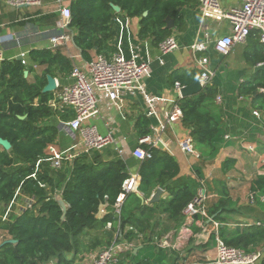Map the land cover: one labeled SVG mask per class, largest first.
I'll return each mask as SVG.
<instances>
[{
    "label": "trees",
    "instance_id": "obj_1",
    "mask_svg": "<svg viewBox=\"0 0 264 264\" xmlns=\"http://www.w3.org/2000/svg\"><path fill=\"white\" fill-rule=\"evenodd\" d=\"M196 1L73 0L69 27L75 32V45L85 59L91 60V50L107 53L110 41L116 37L112 22L119 13L113 4L118 5L125 15L140 18L141 37L153 36L160 44L173 35V29L167 27V18L173 19L175 27L183 30L185 19L180 9ZM29 57L30 64L45 67L33 80L25 76L26 66L19 60H4L0 65V136L12 144L10 150L0 145V231L4 232L0 242V264H46L52 258H57L58 264H65L66 254L78 250L79 237L95 228L100 205L108 201L114 207L123 182L129 176L128 167L119 156L103 161L100 151L80 155L60 169L53 168L48 160L37 166L41 158L50 157L46 150L59 134L55 124L45 121L53 116L49 102L55 98V92H43L48 82L47 75L70 74L74 65L59 49H34ZM246 58L256 66L264 62V52L257 48L254 54L247 53ZM200 73L197 69L182 70L175 73L174 79L182 85H189L197 80ZM216 94L217 87L213 84L198 95L180 99L182 124L190 130L195 147L204 159L215 158L223 144L222 122L213 113L209 102ZM239 94L252 96L253 105L264 110V70L254 72L243 82L239 86ZM68 116L70 114L64 118ZM139 125L144 136L151 133L148 118L142 117ZM140 146L150 151L152 157L141 162L139 190L148 197L157 186L167 188L170 198L154 209L161 207V212L170 220L184 221L183 210L196 196L201 180L176 178L180 166L174 156L151 143H140ZM231 162H225V169L230 168ZM196 171L202 178L200 170ZM260 181H264V177H259L256 183ZM50 190L60 191L68 207L65 216L58 198ZM26 198L33 200L32 207L20 208L19 213L10 212L5 216L11 203L20 199L25 202ZM141 203L139 195L127 194L120 216L117 213L115 216L107 215L102 223L105 225L111 221L116 227L120 222L119 236L130 240L142 232L146 233L150 228L148 220L144 215L139 218L133 213L134 209L144 212L150 208ZM224 205L226 200H219L209 209L210 215L217 213L215 218L220 219ZM129 225L137 229L127 230ZM219 235L227 245L252 251L250 246L255 247L264 241V227L252 226L234 231L220 227ZM138 256L139 252L135 254V264L143 263L145 259H137ZM166 259V255L160 254L154 263L166 264ZM177 260L174 258V264H178ZM258 264H264V256Z\"/></svg>",
    "mask_w": 264,
    "mask_h": 264
},
{
    "label": "crops",
    "instance_id": "obj_2",
    "mask_svg": "<svg viewBox=\"0 0 264 264\" xmlns=\"http://www.w3.org/2000/svg\"><path fill=\"white\" fill-rule=\"evenodd\" d=\"M72 1L63 0V3L71 6ZM221 2L225 8L242 4V0H221ZM59 7L58 0H44L42 6L21 8H12L6 4V0H0V49L5 60L20 61L21 53H27L30 59L29 54L34 49H59L73 62L74 66L82 67H85L88 62L100 54L109 57L114 52H120L126 57L136 56L139 60L150 63V73L144 79L146 90L150 95L163 99L156 104V113L163 118L165 113L172 109L177 98L175 84L179 81L174 79L175 73L182 70L197 69L201 71L196 58L204 57L208 67L214 72L211 85L214 84L217 87L216 96L209 101L210 107L213 113L214 109L216 110L217 118L221 120L224 130L223 144L217 156L204 159L196 147L197 156L183 151L179 146V141L189 136L190 130L183 126L182 121L168 126L163 132L155 131L154 127L158 125V117L149 113L144 96L136 92L133 94L122 93L116 105H109L107 99H101L99 102L100 114L90 120V123L96 125L101 133L105 134L112 131L116 137L113 145L100 151L102 160L109 161L119 156L127 163L128 177L139 174L142 160L135 157L132 151L140 145L142 138L149 137V141L145 143H151L167 151L178 161L180 173L176 178L180 180L196 179L197 181L204 179L208 193V210L219 200H226V205L220 210V219L215 218L217 213L210 215L214 221L220 223V227L227 228L229 231L252 226L264 227V181L256 183L259 177H264V110L253 105L252 96L239 94V86L243 82L250 78L254 72L264 70H256L260 63L252 66L246 58L247 53L254 54L257 48L264 52V43L260 41L259 32L253 31L248 40L236 45L234 51L228 56L220 55L212 46L205 52L195 53L190 49V46L195 41L202 40L205 35L204 21L197 0L180 9L185 19V28L179 30L175 27V23L174 27L171 28L173 29L172 36L177 39L179 48L163 54L159 48V43L155 41L153 36H140V18L129 17L120 11L112 22L116 37L110 41L109 51L99 53L95 49L91 50L92 59L87 60L82 51L75 45V32L70 27L69 31L74 33L72 40L66 45L52 47L49 40L50 36L62 32L58 26L62 20ZM208 24L218 28L219 34L230 33L228 22L208 21ZM261 63L264 64V62ZM44 68L29 63L26 66L25 76L33 80L36 74H41L44 71ZM70 74L60 73L58 77H55L59 82V87L57 86L54 91L55 98L49 102L54 113L53 116L45 120L55 124L59 132L62 131L60 124L65 119V115L52 107L51 103H57L62 87L73 81ZM247 74L249 75L247 76ZM254 110H258L260 115L254 114ZM69 112L72 111L69 110ZM144 116L150 120L149 127L151 129V133L146 136L142 134L139 125L140 119ZM66 137L68 136L65 133L61 138L57 137L55 142L48 146L46 153H49L51 147L63 153L74 152L81 147L82 141L80 139L69 143ZM121 149L125 150L126 154L120 155ZM113 151L114 153L111 154ZM83 154L92 155V152H82L81 155ZM229 160H232L231 166L225 169L224 164ZM198 169L202 178L197 174L196 170ZM158 187L161 186L155 187L148 197H145L139 189L131 193L142 195L141 205H146L152 209V211L147 209L144 212L133 210L134 215L139 218L144 215L150 224V228L147 229L146 233L142 232L140 236L138 235L131 240L120 236L122 240L134 244L133 250H125L121 254V262L135 264L137 262L135 254L138 252L137 259H145L140 264H156L154 259L160 254L167 256L166 264H174V258H178V264H196L197 259L184 262V259L193 253L196 257L202 258L199 259L200 264H206L207 261L214 259L217 243L214 225L208 220L207 230L203 234L199 217L185 225L184 221L170 220L165 213L161 212V207L155 210L154 208L159 203L170 198L169 190L161 187L163 193L160 201L151 203L150 198ZM26 200L27 198L25 202ZM107 215H116L114 207L108 201L103 202L99 207L95 228L88 230L79 237L78 250L66 254L67 262L65 264H90L95 254L117 238L120 222L117 223L116 227H113L111 221L104 225L102 220ZM134 221L132 218V222ZM136 229L134 225L127 227V230ZM87 241L88 243H86ZM109 241L111 242L109 243ZM212 244L213 247H211ZM255 247H249L253 249L252 251L245 250L248 252L264 251V241ZM186 250L188 253L182 257L184 256L182 252ZM58 263L57 258H52L46 264Z\"/></svg>",
    "mask_w": 264,
    "mask_h": 264
},
{
    "label": "built area",
    "instance_id": "obj_3",
    "mask_svg": "<svg viewBox=\"0 0 264 264\" xmlns=\"http://www.w3.org/2000/svg\"><path fill=\"white\" fill-rule=\"evenodd\" d=\"M198 1L201 17L204 21L205 35L202 40L199 39L190 46V49L195 53L205 52L212 46L220 55L228 56L234 51L236 45L245 43L253 31L259 32L260 41L264 43V0H242L241 5L228 8L223 7L221 0ZM43 3L44 0H6V4L12 8L42 6ZM58 3L60 5L58 10L62 18L58 26L62 29V32L50 36L49 40L53 48L66 45L72 40L74 34L73 31H69V23L72 18L71 6L65 5L63 0H58ZM208 21L215 23L228 22L230 33L219 34V29L210 26ZM159 48L163 54H167L178 49L179 43L174 36H170L159 44ZM19 59L23 65H29L27 53H21ZM4 60L3 52L0 49V63ZM196 60L199 67H201L198 80L204 90L212 84L214 72L208 67L207 60L204 57L196 58ZM259 65H263V63ZM149 73L150 63L139 60L136 56L126 57L120 52H114L109 57L100 54L88 62L85 67L74 66L70 74L73 81L62 87L59 101L51 103V106L63 115L70 114L68 118L61 121L60 128L73 141L80 139L82 141V143L80 142L81 147L69 153H63L51 147L48 151L50 157L40 159L37 166L40 165L41 161L48 160L53 168L60 169L65 163H72L82 152L102 151L115 143L116 137L112 131L103 134L96 125L90 123L92 118L100 114L99 102L103 98L108 100L109 105H116L122 93H140L146 100L149 113L158 117V125L154 127L155 131L163 132L168 126L181 122L183 110L180 99L183 97L181 89L184 85L180 82L175 84L177 98L172 105V109L161 118L156 113V104L163 99L150 95L146 90L144 79ZM57 86L59 87L58 81ZM218 99L220 100V97ZM69 110L72 112H69ZM253 112L260 115L258 110ZM148 141L149 137H145L140 140V143ZM179 146L183 151L197 156L192 136L189 135L180 140ZM124 154H126V151L121 149L120 155ZM132 154L140 160L152 157V153L140 145L133 149ZM140 181V174H135L124 180L123 189L114 204L115 212L119 216L127 194L137 191ZM200 182L201 187L198 193L185 207L183 214L185 225L199 217L203 234L207 230L208 220L216 229V257L207 261L206 264H258L264 256V251L248 252L243 248L227 245L221 239L218 233L220 223L214 221L209 214L208 193L204 179H201ZM32 201L30 198L27 199L26 203L28 205L22 206V209L32 207ZM258 225H261V223H258ZM119 232L120 229L117 231V238L92 257L90 264H121V254L125 250H133L134 244L122 240Z\"/></svg>",
    "mask_w": 264,
    "mask_h": 264
},
{
    "label": "water",
    "instance_id": "obj_4",
    "mask_svg": "<svg viewBox=\"0 0 264 264\" xmlns=\"http://www.w3.org/2000/svg\"><path fill=\"white\" fill-rule=\"evenodd\" d=\"M112 6L116 10V12L121 11V8L118 5L113 4ZM167 27L170 29L174 27L173 19H171L170 17L167 18ZM259 69H264V64L256 67V70H259ZM47 79H48V82L46 86L44 87L43 92L44 93L54 92L57 89V79L50 74L47 75ZM202 91L203 89L198 79L189 85L183 86L181 89V93L183 97L198 95ZM0 145L6 150H10L12 148L11 142L7 139L2 138L1 136H0ZM162 193H163V189L161 187H158L155 193L150 198V202L151 203L159 202L161 199ZM139 196L143 199L142 195H139ZM58 200H59L60 205L62 206V209L64 211V216H65L67 213V209H68L67 204L62 198H58ZM11 242H14V240H11Z\"/></svg>",
    "mask_w": 264,
    "mask_h": 264
},
{
    "label": "rangeland",
    "instance_id": "obj_5",
    "mask_svg": "<svg viewBox=\"0 0 264 264\" xmlns=\"http://www.w3.org/2000/svg\"><path fill=\"white\" fill-rule=\"evenodd\" d=\"M226 58H228V57H226ZM225 60V59H224ZM249 74H247V76H248ZM214 114L217 116V113H216V110L214 109ZM62 136H64V133L62 132V131H60L59 132V135H58V138H61ZM67 139H68V141H69V143H71V142H73V140L70 138V137H66ZM50 193H52V195L55 197V198H61V194H60V191H57V190H50ZM20 204L19 206H17L18 204ZM21 205H23L24 207H25V205L27 206L28 204L27 203H25L24 201H22V200H20V201H18V202H16V204H15V201L13 202V203H11L10 204V206H8L7 207V213H6V215L5 216H8V214L10 213V212H13V213H19L20 211H21ZM4 234V232H2V231H0V242L3 240V238H2V235ZM6 237V236H5ZM86 243H88V241L86 242ZM83 246V245H82ZM211 247H213V244L211 245ZM186 253H188L187 252V250L185 251V252H182V255H184V254H186ZM186 255H184V256H182V257H185ZM192 259H197L196 260V264H200L201 262L199 261V259H202V258H200V257H196L195 256V254L193 253V254H191V255H189V257L188 258H186V259H184V262L185 261H190V260H192ZM73 260L75 261V258L73 257ZM64 263V262H63ZM207 263V262H206ZM123 264H126V263H124L123 262Z\"/></svg>",
    "mask_w": 264,
    "mask_h": 264
}]
</instances>
